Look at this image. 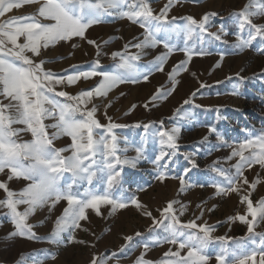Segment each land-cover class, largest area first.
I'll list each match as a JSON object with an SVG mask.
<instances>
[{"label":"rangeland","instance_id":"obj_1","mask_svg":"<svg viewBox=\"0 0 264 264\" xmlns=\"http://www.w3.org/2000/svg\"><path fill=\"white\" fill-rule=\"evenodd\" d=\"M43 2L22 3L19 8L0 16V23L26 16L50 23L38 16ZM248 2L173 0L167 15L169 20L177 18L174 22L177 26L183 27L186 17L199 21L206 13L216 15L211 17L204 33L197 29L191 37H186L182 31L156 35L157 40L167 42L172 48L163 70L152 66L157 56L168 51L163 43L144 49L130 47L127 53L124 52L125 45L143 40L144 29L127 18H121L117 10H110L111 14H104L101 22L89 27L85 38L73 36L71 40L58 41L47 49L42 47L39 56L26 53L36 63L47 61L44 69L60 74L57 76L86 69L101 73L114 71L119 57L114 60L113 53H138L141 58L134 63L139 72L148 75L147 81L141 76L138 82L120 83L106 96H95L81 107L85 110L96 108L94 119L102 127L93 130L94 139L98 140L102 135L110 139L106 132L109 123L122 125L113 129L112 134L117 137V148H126L127 151H118L117 154L121 159H131L137 156L139 149L142 157L134 168L117 167L121 176L119 183L111 189L107 185L106 173L95 166L91 183L84 180L72 184L71 193L78 199L84 198L86 191L99 196L107 193L111 199L126 203L127 207L114 209L110 204H100L99 214L91 208L86 209L87 219L79 221V227L64 233L60 243L49 242V237L56 220L67 207L65 200L56 203L51 211L45 205L29 215L26 223L32 226L35 238L14 234L17 230L9 210L0 207V264H93L94 260L97 264L101 260H106V264H135L141 257L146 264H159V261L169 259L164 255L166 252L178 247L163 242L167 236L164 231L167 220L159 225L153 224L154 219H161L160 213L168 202H175L174 210L181 223L195 222L213 229L210 244L215 247L209 245L207 255L215 258L221 248L216 238L226 237L225 246L230 252L250 253L255 249L258 253L255 259L260 258L259 253L264 251L261 235L246 234V224L237 217L245 215L247 220H252L247 215V204L242 202L245 197L251 200L253 207L264 199V169L259 164L245 167L243 177L233 185L238 191L224 194L218 193L213 185L218 183L225 189L229 185L223 176L212 170L223 168L234 175L233 166L239 157H232L233 149L264 133V40L257 38L250 45L237 48L239 30L232 16ZM167 3L168 0H148L154 14H159ZM123 10L129 9L125 6ZM84 15L87 17V9ZM20 22L24 21L21 19ZM254 22L264 25V17ZM211 34L219 35L220 39ZM239 35L241 39H247V32H239ZM23 42V37L17 41L18 44ZM185 48L192 53L190 60L184 54ZM182 62L186 63L174 72ZM100 77L102 75L88 79L87 87L80 89L79 93L98 86ZM201 84L205 86L201 87ZM154 96L159 98L153 99ZM185 100L189 103L185 104ZM77 118H80L79 114ZM173 128L178 129L175 150L162 145L159 136L161 131L170 132ZM162 149L171 155L163 161L162 167H157L153 160ZM254 150L259 151L258 148ZM250 151L245 150L244 154L247 156ZM63 155L71 154L64 152ZM95 159L103 157L98 153ZM160 173L164 174L163 180L158 179ZM2 175L5 174H0V182L7 183L13 192L21 191L28 183L23 179L8 180L7 175L4 178ZM243 179L249 183L244 184ZM253 182L255 188L250 186ZM70 183L71 175L66 173L61 180L62 189ZM6 198V193L0 189V201ZM133 198L139 202L140 208L132 205ZM182 206L183 214L180 213ZM26 208L27 205L23 204L17 206L20 212ZM149 212L151 216L145 215ZM260 222L264 227V221ZM149 228L154 230L149 232ZM137 232L142 235L137 237ZM127 237H133L130 247L127 246ZM235 240L241 241V247L236 246ZM153 241L161 243L155 245ZM144 244L149 247L145 249ZM181 254L186 255L187 250H182ZM233 258L229 255L225 260L232 261Z\"/></svg>","mask_w":264,"mask_h":264},{"label":"snow or ice","instance_id":"obj_2","mask_svg":"<svg viewBox=\"0 0 264 264\" xmlns=\"http://www.w3.org/2000/svg\"><path fill=\"white\" fill-rule=\"evenodd\" d=\"M40 0H0V16L19 8L22 3H39ZM127 6L128 11H124ZM173 6V0H168L159 14H154L149 7L148 0H44L38 9V16L43 18L44 23L34 16L23 18H13L4 23H0V174L7 175L8 180L23 179L28 181L27 185L19 192H13L9 189L7 183L0 182V189L6 193V199L0 201V207H7L12 223L16 228V233L21 236L35 238L32 233V226L26 223L27 218L37 208L45 205L49 206V211L60 200L67 202L63 214L55 222V227L49 237V242L60 243L63 234L71 229L79 227V221L87 219L86 209L91 208L98 212V205L110 204L113 208L123 209L127 207L126 203L111 199L106 193L104 196L95 195L86 191L84 198L78 199L71 193L72 184L87 180L92 182L95 166L100 172H105L107 176V185L111 189L119 183L121 172L117 167H136L142 154L137 149V156L131 159H121L117 148V137L112 134V130L123 127L116 123H109L106 126V132L110 139L105 136L94 139V129H100L102 126L94 119L96 108L85 110L81 105L87 102L95 95L96 97L106 96L107 93L123 82H138L143 76L145 81L148 75L137 70L135 61L141 57L137 54L113 53L112 57L119 62L116 63V71L113 73H101L95 69L90 71H79L73 75L65 77H55L51 71H46L45 60L39 63L34 62L26 53L33 56H39L41 48L47 49L49 45H54L58 41L71 40L73 36L85 38L86 30L95 23L101 22L104 14H111L110 10H117L121 18H127L132 23H137L144 29L143 40L134 45H125L124 52L127 53L130 47L144 49L147 47H156L163 43L168 51L155 58L152 62L153 68L163 70V64L167 56L172 52V48L167 42L156 39L158 33H171L182 31L186 37H191L197 29L200 33L207 30V24L216 13H206L199 21L192 17L184 18L186 24L183 27L177 26L174 22L177 19L172 17L168 19V11ZM87 9V17L84 10ZM237 23V48H243L251 44L252 41L260 38L264 40V25L256 24L255 19L264 17V0H249L244 8L232 14ZM24 22L21 23L20 20ZM223 32V29L220 30ZM239 32H247V39H241ZM215 39H220L217 34H211ZM20 37L24 42L18 44ZM94 44V41H88ZM11 45L9 48L7 45ZM184 54L191 59L192 53L185 48ZM201 55L203 53H200ZM182 62L173 71L183 67ZM98 64V62H97ZM152 69H149V72ZM102 75L103 79L99 85L92 90L81 91L77 96H72L65 91H55L54 86L67 82L68 85L75 84L83 78L88 80L92 77ZM171 79V77H170ZM205 85L201 84V87ZM159 92V90H158ZM160 95H165L160 93ZM195 95V94H193ZM57 97L64 98L61 102ZM159 98L154 96L153 99ZM7 100L8 103H4ZM189 103L188 100L184 101ZM79 114L80 118H77ZM53 120L54 123L45 124V120ZM13 125H23L22 128H14ZM145 128L148 125H144ZM52 128L54 131L49 134L46 129ZM178 129L173 128L170 132L161 131V144L175 150L176 133ZM211 132L212 129H209ZM30 132L31 141H21V133ZM61 136L71 138L70 147L57 149L54 147V141ZM101 147L103 151L101 152ZM258 148L259 151L254 149ZM71 150V155L64 156L63 153ZM245 150H251L249 155H245ZM103 159L96 160L97 154ZM171 155L163 149L155 157L153 164L157 167L163 166V161ZM232 157H239L237 163L233 166L235 174H229L223 168H213L212 170L219 176H223L229 185L228 188H222L216 183L213 186L218 193L237 192L238 188L233 186L243 177L245 167H252L253 164H259L264 169V133H261L255 140L247 139L246 142L238 145L232 151ZM85 161H88L86 164ZM195 166V165H194ZM71 175V183L63 189L61 180L65 174ZM158 179L163 180L164 174L160 173ZM181 186L184 185L183 177L180 178ZM244 184H248L247 179H243ZM255 188V182L250 185ZM244 203L247 204V215L252 217L249 221L245 215L238 216L241 223H245L248 232L253 233L256 222L264 221V199L255 207L250 199L245 197ZM132 205L140 208L139 202L133 198ZM175 202H168L167 206L161 211V219L153 220L154 225L164 224V231L167 236L164 243L177 245L175 251L166 252L164 255L169 259L159 261V264H208L210 259L206 250L213 242L211 235L213 229L205 225H197L195 222L181 223L174 210ZM27 205L24 212L17 210L18 205ZM180 213L183 214V206ZM151 216V213H145ZM149 228L148 231H153ZM137 237L142 234L137 232ZM183 238V239H181ZM71 239V237H69ZM128 247L133 242V237L126 238ZM221 244L220 252L216 255L217 264H226L225 258L232 255L234 258L231 264H248L252 261L256 264L255 257L257 251L253 249L250 253L237 254L230 252L226 247L227 238H216ZM161 241H153V244L159 245ZM237 247H241V241L235 240ZM143 247L147 249L148 244ZM261 247L264 248V234H261ZM187 250L186 255H182V250ZM259 264H264V251L259 253ZM54 258V257H53ZM93 264H97L94 260ZM99 264H106V260H101ZM135 264H146L144 259L138 258ZM151 264V262H147Z\"/></svg>","mask_w":264,"mask_h":264},{"label":"crops","instance_id":"obj_3","mask_svg":"<svg viewBox=\"0 0 264 264\" xmlns=\"http://www.w3.org/2000/svg\"><path fill=\"white\" fill-rule=\"evenodd\" d=\"M80 56H83V54L81 53ZM82 71H89V69L82 70ZM114 71H116V70H114ZM114 71L112 70V71L105 72V73H113ZM76 73L77 72H74V73H70L68 75H73V74H76ZM57 75H60V74H54L55 77H65V76H57ZM102 79H103V77H100V80H102ZM87 85H88V80H84L83 78H81L75 84H72V85H68L66 81L64 83H62V84L55 85L54 86V90L55 91H65L69 95L77 96L79 94L80 89H83L84 87H87ZM92 98H95V95ZM57 99H59L61 102L64 101V98H61V97H57ZM4 102L8 103L7 100L4 101ZM51 122H52L51 120H45L44 121L45 124H51ZM13 127L14 128H22L24 126L23 125H13ZM46 130H47V132L49 134H51L54 131V129H52V128H48ZM20 139H21V141H25V142L26 141H31L32 140L31 133L30 132L21 133ZM70 145H71V138L68 137V136H61L60 138H58L57 140L54 141V147L57 148V149L70 147ZM67 152H68V154H71V150H69ZM2 177L4 178L5 175H2ZM12 180H17V179H12ZM244 229L247 232L246 234H248L249 232H248L247 225H245ZM253 233H255L256 235H261V234L264 233V227H263V225H262V223L260 221L255 223L254 228H253ZM210 246H211V248L215 247V246H213L211 244H210ZM209 257H210V259L208 261V264H216V262H217L216 258L211 256V254L209 255ZM259 260H260V258L255 259L256 264H259ZM151 264H153V263H151ZM226 264H231V261H227ZM248 264H253V262L250 260V261H248Z\"/></svg>","mask_w":264,"mask_h":264}]
</instances>
